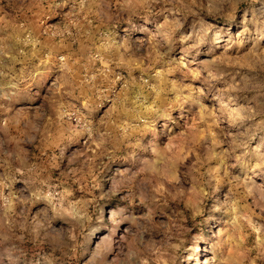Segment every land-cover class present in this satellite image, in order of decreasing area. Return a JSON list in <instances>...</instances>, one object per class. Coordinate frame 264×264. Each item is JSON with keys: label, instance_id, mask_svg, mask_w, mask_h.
I'll list each match as a JSON object with an SVG mask.
<instances>
[{"label": "rangeland", "instance_id": "obj_1", "mask_svg": "<svg viewBox=\"0 0 264 264\" xmlns=\"http://www.w3.org/2000/svg\"><path fill=\"white\" fill-rule=\"evenodd\" d=\"M0 264H264V0H0Z\"/></svg>", "mask_w": 264, "mask_h": 264}]
</instances>
